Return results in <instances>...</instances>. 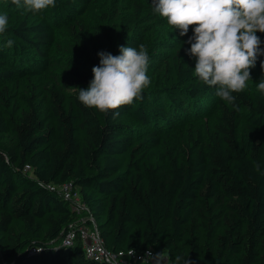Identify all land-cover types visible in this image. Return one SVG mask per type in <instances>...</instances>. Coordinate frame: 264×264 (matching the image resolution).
<instances>
[{"label": "trees", "instance_id": "obj_1", "mask_svg": "<svg viewBox=\"0 0 264 264\" xmlns=\"http://www.w3.org/2000/svg\"><path fill=\"white\" fill-rule=\"evenodd\" d=\"M0 3L9 17L0 35V264H106L86 258L81 243L60 244L80 215L48 186L67 182L111 251L264 264V95L256 88L264 55L233 106L194 76L185 42L196 25L180 36L152 11V0H56L40 14ZM111 3L112 41L104 31ZM155 27L174 33L148 51L165 85L144 90L115 117L85 108L77 88L92 79L82 72L86 55L138 48ZM63 47L71 56L56 58ZM127 115L151 130L137 132L122 122ZM176 123L185 135L178 147Z\"/></svg>", "mask_w": 264, "mask_h": 264}, {"label": "clouds", "instance_id": "obj_2", "mask_svg": "<svg viewBox=\"0 0 264 264\" xmlns=\"http://www.w3.org/2000/svg\"><path fill=\"white\" fill-rule=\"evenodd\" d=\"M18 9L40 14L56 6V0H11ZM152 11L166 18L168 26L186 36V50L195 59L194 76L204 85L216 89V95L235 106L236 95L245 92L252 81L251 71L264 55V0H152ZM9 27L7 13L0 14V35ZM15 41L8 39L6 47ZM99 64L93 66L87 88H77L78 101L85 107L104 115L109 111L119 115L121 106H130L142 99L150 86L148 66L151 62L144 44L137 47L119 46V55L98 52ZM262 76L256 84L264 95V61L260 62ZM260 171L259 165L255 166ZM133 254V252L131 253ZM151 264H170V256L162 252L145 254ZM171 264H194L189 258L177 255Z\"/></svg>", "mask_w": 264, "mask_h": 264}, {"label": "built area", "instance_id": "obj_3", "mask_svg": "<svg viewBox=\"0 0 264 264\" xmlns=\"http://www.w3.org/2000/svg\"><path fill=\"white\" fill-rule=\"evenodd\" d=\"M29 170L31 168L27 165L25 171ZM48 188L69 201L72 206V211L80 215L78 221L69 224L65 232L60 236L61 245L69 246L75 243H81L86 258L95 262L106 264H151L150 258L145 254L148 252H151L153 255L158 253L152 248H148L142 252L136 250L114 252L107 249L93 215L83 202L78 187L72 182L61 185L51 184ZM82 212L88 214L82 216ZM33 252H38V250H33ZM132 252L133 254H131Z\"/></svg>", "mask_w": 264, "mask_h": 264}, {"label": "rangeland", "instance_id": "obj_4", "mask_svg": "<svg viewBox=\"0 0 264 264\" xmlns=\"http://www.w3.org/2000/svg\"><path fill=\"white\" fill-rule=\"evenodd\" d=\"M0 2H6V0H0ZM114 5V3H111V5H108V14L106 16H104V21L107 24L106 29L104 30L108 36L114 35V29H115V24L114 21L110 18L114 13L111 10V7ZM5 13L4 8L2 6V3H0V14ZM91 19V18H89ZM99 29H102L101 27H99ZM60 38L61 39H68L66 33L64 32H60L59 33ZM173 29L172 28H168V27H155L152 31V33L148 36V38L145 41V47L146 49L149 51L151 45L158 41V40H164V39H168L169 37L173 36ZM120 36V33H119ZM112 41V39H111ZM110 48V47H109ZM71 55L68 53V51L65 49V47L63 48H59L56 50L55 52V57L56 58H61V59H66L69 58ZM99 64V57L97 55H86V63L82 66V72L83 73H92L91 69L93 66H96ZM148 76L151 79V84L150 86H148L145 90L147 91H153L157 88H161L162 86L165 85V75L162 71H160L158 68H156L154 65L149 64L148 66V72H147ZM46 79L50 80L52 85H57V78L53 77V76H48L46 77ZM122 122L125 124H128L136 129L137 132H146L151 130V127H145L143 125H141L140 123H138L132 116L127 115L126 117L122 118ZM173 141L172 144L174 147H178V146H182L185 140V135H184V131L183 129L180 127V125L178 123H176V125H174L173 129ZM167 174V171H164L161 176L165 177Z\"/></svg>", "mask_w": 264, "mask_h": 264}]
</instances>
